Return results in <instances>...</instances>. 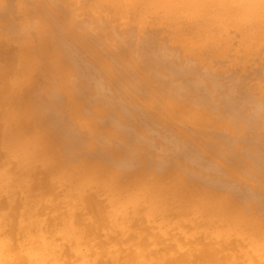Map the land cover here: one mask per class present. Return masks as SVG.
<instances>
[{"label": "bare ground", "instance_id": "obj_1", "mask_svg": "<svg viewBox=\"0 0 264 264\" xmlns=\"http://www.w3.org/2000/svg\"><path fill=\"white\" fill-rule=\"evenodd\" d=\"M9 1L0 0L4 5L0 10V24L5 22L2 19H7L10 28L13 23L8 14L14 11L12 3L15 1H11L13 9ZM38 1L34 0V3L38 4ZM23 2L20 0V3ZM47 2L42 1L45 9L36 8L35 15L41 14L45 19L49 17V21L42 17V21H48L47 24L35 33L33 28H29L28 32L32 33L29 36L27 32H20V36H27L24 41L13 33L10 38L8 33L0 30V35L3 33L4 36H0V264H264V219L256 215L259 211L255 212L258 206H254V201L251 202L253 205L250 204L251 199L255 200V204L258 202L261 195L259 188L264 185V178L258 177L254 169L264 175V139L263 142L256 139L259 143L253 146L250 141H241L243 138L237 135L241 129L237 128L239 125L245 128H242L245 135L242 130L240 133L245 137L258 128L257 133L262 131L257 138L262 140L264 100H249L248 96L232 88L233 84L228 86L230 79L220 76L222 73L224 76L225 72L214 73L216 64L205 60L206 57L199 60L206 46H217L215 43H218L221 34L224 38L223 33L230 28L238 30L240 37L237 40L249 56L256 51V43L252 39L264 27V0H91V6L96 4L113 10H110L112 18L109 16L108 19L111 21L131 13L136 35L131 29L129 34L124 31L127 36L124 33L123 41L118 37L123 45L118 42L121 46L118 45L117 50L112 47L117 53L105 49L108 46L102 35L99 36L101 39L97 38L105 41L104 44L94 36L91 37L94 41L89 38L90 35L80 38L79 35L85 34L86 30L83 32L82 27L83 33H78L80 29L74 32L82 23L75 25L79 19L75 20L72 12L70 16L74 27L70 29L71 25L67 26L66 30L68 22L63 19L67 16L63 17L58 12V9L62 12V4H66L62 1V6L56 3L52 9L57 10L52 13L54 11L49 8L56 1L50 0L49 6ZM65 10V14L68 13V9ZM51 13H59L56 16H60L53 17L51 22L58 18L60 21L63 17L65 25L62 29L57 28L62 21H55L59 24L57 27L54 22L49 24ZM105 18L101 22L104 21L102 24L108 27L110 24H106ZM93 19L96 20L95 16ZM97 23L95 25L98 26ZM147 24H163L165 28L170 27L168 31L171 30L167 35L153 33L158 40L151 34L157 26L151 27V30ZM103 25L99 24V27H104L101 34H108L106 30L111 31L112 27L105 29ZM57 29L63 31L56 32ZM94 31L96 33L97 30H93V35ZM162 31L166 33L163 28ZM5 35L10 39L14 35L20 42L14 43V46L8 44L12 40L6 39ZM162 36L165 38L160 39ZM107 39L111 43L116 41L114 37ZM259 40L264 41L262 38ZM95 42H99L101 45H97L101 47ZM119 49L128 51L129 56H125L129 59L120 57L122 52ZM178 51L181 55L193 54L194 58L179 56ZM116 54L120 60H126V63L131 60L132 64L128 62L124 65L127 67H117ZM253 54L257 57L260 53ZM244 56L246 58L247 55ZM196 57L201 63L204 60L214 65L210 70L213 73L203 67L198 69L192 62ZM37 58L40 60L37 61ZM247 59V63L252 61ZM222 67L217 70L221 71L226 66ZM243 67L246 69L242 66L238 70ZM254 67L250 69L255 70ZM256 71L261 74V69ZM132 80H137L138 85L142 83L140 88L143 90L136 89L137 84L131 83ZM127 82L129 88L131 85L135 87L129 90L130 94L138 89V92L143 91L140 93L144 97H141L142 100L138 99L140 96L135 98L141 102L145 100L143 106L136 104L132 98L138 94L127 98L122 90L127 88L122 83ZM150 82H153L154 89L160 84L165 95L158 86L156 90L159 89L160 94L151 89ZM148 87L155 92L152 91L154 94L151 95L155 96L154 99L157 96L156 100L147 94L151 92ZM120 93L126 96L123 97V94L121 99L118 96ZM261 94L264 92L257 96H263ZM145 95L153 101L160 99L163 103L158 101L160 110H156L158 105L153 107L156 103L152 100L155 104L149 106ZM218 112L226 117L220 114L222 118L218 115L217 119ZM235 120L241 124L236 125ZM182 122L191 126V130ZM39 124L46 127L45 130L38 128L43 133H37L35 127ZM212 124L215 125L212 127ZM208 125L212 130L216 126L230 131L236 125V131L232 130L236 133H232L237 136L232 139L239 138L234 141H241L242 146L244 142V148L237 143L243 150L250 148L249 143L252 145L250 159L247 152H241L248 155L245 159V155L241 154L242 161L240 153L235 156L232 150V157L226 153L232 170L225 160L226 156H222L225 154L223 149L229 147L227 140L233 134L230 132L227 138L229 131L225 130L223 136L224 129L216 128L217 131L222 130L219 134L226 138L217 140L218 133L211 131L212 135L215 133L208 137H214L212 143V137V142L210 139L207 141L206 131H203ZM89 130L92 131L90 135ZM24 132L30 135L26 133L29 136L26 141ZM261 134L262 137L259 136ZM250 136L248 140L253 135ZM85 138L93 144L83 140ZM82 140L86 148H90L89 144L93 146L91 153L85 158L78 154L81 160H74L76 158L71 156L75 154L70 152L75 151ZM63 150L70 155L62 157ZM233 157L240 162L238 165H243L239 166L242 170L248 169L245 168L247 161L249 168L256 163L253 169L261 187L250 183V180L255 181V173L251 172L254 176L250 173L253 169H248L249 175L245 177L241 174L243 171H239L244 180L251 174L253 179L249 177V183L242 179V184L236 179L239 178L236 175L239 168L235 166V160L232 159L235 164L230 162ZM64 158H68L69 162ZM242 162H246L245 165ZM244 196L248 200L246 204H250L248 207L243 203ZM172 229L178 231L172 233ZM174 233L181 236L177 237Z\"/></svg>", "mask_w": 264, "mask_h": 264}, {"label": "rangeland", "instance_id": "obj_2", "mask_svg": "<svg viewBox=\"0 0 264 264\" xmlns=\"http://www.w3.org/2000/svg\"><path fill=\"white\" fill-rule=\"evenodd\" d=\"M6 1H7V0H6ZM11 1H12V0H11ZM11 1L8 2V3H10L9 6L12 8L13 6H11V5H12V4L15 5V6H14L15 9H13V8H12V9H13L14 11H16V12L12 11V13H9V14H8V17L10 18V21L13 23V26H15V27L12 26V27L9 28V26H11V25H9V23H8L9 20H7V19H6V20H5V19H4V20H3V19L1 20V21H5V22H3V24L5 23V26H3L2 23L0 24V30H1V32L3 31V33L5 32V34L8 33L9 37H10V35L12 36V33H13L15 36L18 35V36L20 37V40L22 39L21 41H24V38L27 37V36H26L27 34H28V36H29L30 34H32V33H29L30 30H31V29H29V28H33L34 31L32 30V32L35 33V31H37V29L40 30V28H41V29L44 28V27H43V24H47V22L49 21V17H47L48 19H45V18H44L45 16L43 17V15H41V14H40V16H36V15H35V14L37 13V12H36V10H37L36 8H38V10H39L40 7H42V8L45 9V7H44L45 4H43V6H42V1H45V3H46L48 0H47V1H46V0H40V1L37 0V1H38V4H37V2H35V3L38 5V7H37L36 4L34 3V0H21V2L24 1L23 3H20V0H18L19 3H18L17 0H13V1H15V2L12 1L13 3H12ZM49 1H50V0H49ZM49 1H48V2H49ZM54 1H56V2H54ZM61 1H62V3H65L66 6H65L64 4H62ZM61 1H59V0H53L54 4H53V2H51V3L53 4V6H50L51 9L49 8V10L54 11V10L52 9V8L55 7L54 5H56V3H57V5H58V3H59V4L61 3V4L64 6V7H63V10H62L63 13L61 12V10L59 11V9H58V12H60V14H62L63 17H65V16H67V17H65V18L63 19V17L61 16V19H60V21H59L58 19L60 18V16H56L57 13H56L55 15H52V13H55V11L57 10V9H56L54 12L51 13L52 17L50 18V23H49V24H51L52 22H54V24H55V23L57 24V22H60V23L63 22V23H64V21H67L69 25H68V24L65 25V23H64V24L62 23L61 26H60L59 24H57L56 27L59 25L60 27L58 26L57 28L62 29V26L65 25V26H66V27H65L66 30H68L67 28H69V27H67V26H70V25L72 26L73 23H74V20H73V19L71 20V16L73 15L75 20H76V19H77V20L79 19V21H80V22H79V21H78V22L75 21V22H76L75 25L77 26L78 23H79V24L82 23V25H83V26H82V25L80 24L81 26L78 27L76 30H75V28H74V30H75L74 32H76L78 29H80V31H79L78 33L81 34V33H83V32L86 30V31H85V34H86V35L83 33L84 35H83V34H82V35H79V36H81L80 38H83L84 36L86 37L87 35H88V36L90 35L89 38L92 39V41H94V39H98V40L100 41L101 37H99V36L102 35V39H103V36H104V40H105V38H106L105 41H106V42H107V41L109 42V39H107V38H110V39H111V38L114 37V41H115V40H116V41H115L114 43L109 42V43H111V44H109L108 42H107L108 44H106V42L103 41V40L100 41L101 43L105 42V45L108 46V48H107V47L105 48V49H107V50H108V49H111L112 51L117 50V49L119 48L118 45L122 44L119 40H121V39L123 38V36H125L126 33L129 34L130 32H128V31H130V29H131L132 31H135V29H136V28H134V26H135V25H134V22H132V20H131V18H132L131 13H129V15L126 14L127 16H126V15H124V16L122 15L121 17L118 18V20H116V19L113 20V19H112V21H111V20H108V19L112 18L111 15H112L113 12H111V11H113V10L110 9V10H111V11H110V10H108V8H105V6H102V5H100V6H102V7H98L99 5H96V4H94V6H93V5L91 6V5H90L91 0H61ZM39 2H41V3H40L41 6H39ZM48 2H47V3H48ZM11 3H12V4H11ZM17 3H18V4H17ZM43 3H44V2H43ZM19 4H21V5H20V8H21V9H20V8H17V7H18L17 5H19ZM22 4H23L24 6H23ZM52 4H51V5H52ZM61 4H60V5H61ZM49 5H50V2L48 3V6H49ZM62 5H61V6H62ZM89 5H90V6H89ZM95 5H96V8H95ZM1 6H2V9L0 8V10H3L4 5H3L2 3H0V7H1ZM21 6H22V7H21ZM46 6H47V4H46ZM88 6H89V7H88ZM66 7H67V8H66ZM93 7L95 8V10H94ZM103 7H104V8H103ZM24 8H25L27 11H26ZM42 8H41V9H42ZM46 8H48V7H46ZM57 8H60V6H57ZM100 8H102L103 11H102V9L100 10ZM19 9H20L21 12L19 11ZM22 9H23V10H22ZM41 9H40V12H41ZM44 9H42V10H44ZM60 9H62V8H60ZM64 9H68V10H67L68 13L65 14L66 10L64 11ZM34 10H35V13L33 12ZM38 10H37V11H38ZM49 10H47V12H48ZM99 10H100V11H99ZM4 11H5V10H4ZM24 11H25V12H24ZM44 11H45V10H44ZM69 11H70V12H69ZM27 12H28L29 15L27 14ZM40 12H39V13H40ZM50 12H51V11H50ZM71 12H72V14H71V16H70V13H71ZM83 12H84V13H83ZM98 12H100V13H98ZM0 13H2V12L0 11ZM18 13H19V14H18ZM25 13H26V14H25ZM45 13H46V11L43 12V14H45ZM17 14H18V16H17ZM20 14H21V16H20ZM58 14H59V13H58ZM58 14H57V15H58ZM90 14H91V15H90ZM9 15H10L11 17H10ZM27 15H28L29 18L27 17ZM45 15H46V14H45ZM47 15H48V13H47ZM51 15H50V16H51ZM55 16H56V17H59V18H58L57 20H55V19H56ZM90 16H92L93 18H94V16H95V19H96L97 17H98V18H97L96 20H94V19L91 18ZM105 16H106V18H105L106 20H105V21H107L106 24H110V26L108 25L109 28L112 27V30H111V31H110L109 29H108L109 31L106 30V32H108V34L106 33L107 35H106L105 33H104V34H101V33H103L102 30L104 29V27H102L103 29H102L101 27H99V24H100V23H101V25L104 24V23L102 24V22H104V21L101 22V19L104 20L103 18H104ZM109 16H110V18H109ZM130 16H131V17H130ZM8 17H6V18H8ZM18 17H19V19H18ZM42 17H43L45 20H48V21H44V19H43V21H42ZM53 17H54L55 19L51 22V19H52ZM100 17H101V18H100ZM12 18H13V19H12ZM32 18H33V19H32ZM72 18H73V17H72ZM129 18H130V19H129ZM30 19H32V20H30ZM62 19H63L64 21H62ZM128 19H129V21H130L131 23L128 21ZM12 20H13V21H12ZM6 21H7L8 24L6 23ZM29 21H30V22H29ZM55 21H57V22H55ZM61 21H62V22H61ZM96 21H97L99 24H98ZM133 21H134V20H133ZM15 22H16L17 24H16ZM44 22H46V23H44ZM67 22H66V23H67ZM69 22H70V23H69ZM71 22H72V23H71ZM109 22H110V23H109ZM114 22H115V23H119V24L117 25V24H115ZM85 23H86V24H85ZM88 23H89V24H88ZM95 23H97L98 26L95 25ZM87 24H88V26H86ZM6 25H7V26L9 25V26L6 27ZM16 25H17L18 27H16ZM38 25L41 26V27H38ZM84 25H85V26H84ZM94 25H95V26H94ZM104 25H105V24H104ZM104 25H103V26H104ZM150 25H151V26H149V25L147 24V26H148L150 29H151V27L154 28V27H156V26H157V27L155 28V31L158 29L157 32H155L153 29H151V30H153V32L151 31V34H152V35H153V33L157 34L158 36L165 35V34L167 35V33H169V31L171 30V29H170V30L168 31L167 28H170V27L166 25L167 27L165 28V25H163V24H160V25H159V24H157V25H156V24H155V25H154V24H150ZM153 25H154V26H153ZM20 26L22 27V29H21ZM71 26H70V29L74 27V26H72V27H71ZM93 26H94V28H93ZM105 26H106L105 29L108 28L107 25H105ZM130 26H132V27H130ZM159 26H162V28H163L164 31L167 30V31H165L166 33H164V32L162 31V28H161V27H160V28H161V30H160ZM82 27H84V28H83L84 30H82L83 32L81 31V28H82ZM85 27H86V28H85ZM97 27H98V28H101V30H100V29H96ZM128 27H129V28H128ZM18 28L21 29V31L16 30V29H18ZM34 28H35V29H34ZM89 28H91L92 30H88ZM123 28H124V29H123ZM132 28H133V29H132ZM6 29H7V30H6ZM12 29H13L14 31H13ZM63 29H64V28H63ZM70 29H69V30H70ZM110 29H111V28H110ZM146 29H147V28H146ZM263 29H264V27L262 28V30H259V33H257L255 36H253L254 39H252V40H254L253 42L256 43V44H255L256 47H257L256 51L260 50L259 52L253 51V52H251L252 54H250V56H249V54H247V53L244 51V49L241 48L242 46H240V44H239L240 41L237 40V39H239V37H240V35H239V33H238V30H237V29H234V28H230V29H228V32L226 31L225 33H223L224 38H223V36H222V34H221V36L219 37L220 39L218 40V43H215V44H218V45H220V46L222 45V46H221V47L218 46V45H217V46H216V45H208V47L206 46V48L204 49L205 51L203 50V52H202V53H203L202 57H200V59H199V60H201L203 57H206V58H204V59H205V60H208L210 63H212V64H214V65L216 64L215 66H214V65L211 66V64L206 63V62H208V61L204 62V60H203L202 63H201V61H200V62L198 61L197 57H196L195 61H192V60H191V61H192L197 67H198V69L200 68V70H201V68L203 67L204 70H206L207 72H210V73H213V72H211L213 69H214L213 71H214L215 74H217V73L219 74V72L222 73V71L225 72L226 75L224 74V76H223V73H222V74H220V76H222V77H228L230 80H232L231 82H229L230 80L227 81L228 86H229V85L231 86V84H233L231 87H232V88L235 87L234 89H238L239 93H242V94H243L244 96H246V97L248 96V97H249V100H252L253 102H255V101H257V100H259V101H260V100H264V97H263L264 94H261V95H263V96H260V95H259V97L257 96L258 93L260 94L261 92H264V91H263V90H264V86H263V85H264V76L262 75V72H264V71H263L264 69L262 70V66L264 65V64L262 63V62H264V53H263V52H264V41L259 40V38H260V39L262 38V40L264 39V32H262ZM28 30H29V32H28ZM58 30H59V29H57L56 32H58ZM93 30H97L98 33H97V31H96V33H95V31H94V34H95V35H93ZM99 30H100L101 32H100ZM159 30H160V32H159ZM10 31H11V32H10ZM61 31H63V30H61ZM61 31L59 30V32H61ZM64 31H65V30H64ZM87 31H89V33H88ZM90 31H91V34H92V35L90 34ZM117 31H119V32H117ZM124 31H125L126 33H125ZM132 31H131V34L133 33ZM148 31H149L148 33H150V30H149V29H148ZM260 31H261V33H260ZM18 32H19V33L22 32V33H24V34H25L26 32H27V33H26V35L23 34L25 37H22V36H20L22 33L19 34ZM39 32H40V31H39ZM69 32H73V31H68V33H69ZM104 32H105V31H104ZM111 32H112V33H111ZM3 33H1L2 36H3ZM109 33H111L110 36H113L112 34H114V36H113V37H110V36L108 37ZM124 33H125V34H124ZM135 33H136V31L134 32V34H135ZM158 33H159V34H158ZM160 33H161V34H160ZM162 33H164V34H162ZM62 34H63V33H62ZM64 34H66V32H64ZM75 34H76V33H75ZM75 34H74V35H75ZM96 34H97V35H96ZM1 35H0V36H1ZM14 35H13V39H10V38H12V37L9 38L8 36L5 35V36H6V39L12 40V41H11L12 43L10 42V43H8V44L13 45L14 43L16 44L18 41L20 42V40L16 39V38L14 37ZM66 35H67V34H66ZM105 35H106V36H105ZM117 35H118V36H117ZM135 35H136V34H135ZM157 35H155V36L153 35V36H154V37H157V39H158V36H157ZM225 35H226V36H225ZM75 36L77 37V35H75ZM79 36H78V37H79ZM93 36L96 37V38H94V39L91 38V37H93ZM126 36H127V34H126ZM3 37H4V36H3ZM3 37H2V38H3ZM97 37H99L100 39L97 38ZM115 37H116V39H115ZM118 37H121V38L119 39ZM228 37H229V38H228ZM255 37H256V38H255ZM89 38H87V39H89ZM159 38H160V37H159ZM162 38H165V36H162L160 39H162ZM233 38H234V39H233ZM14 39H16L17 41L14 40ZM118 39H119V40H118ZM128 39H129V36H128ZM221 39H222V41H221ZM223 39H225V40H223ZM112 40H113V39H112ZM117 40H118V41H117ZM125 40H126V37H125ZM125 40H124V41H125ZM158 40H159V39H158ZM227 40H228V41H227ZM258 40H259V41H258ZM110 41H111V40H110ZM122 41H123V39H122ZM225 41H226V42H225ZM260 41H261V43H260ZM112 42H113V41H112ZM118 42H120V44H119ZM159 42H160V41H159ZM220 42H221V43H220ZM223 42H224V43H223ZM97 43L99 44V42H95L96 45H97ZM116 43H118V44L115 45ZM225 43H226V46H225ZM15 44H14V45H15ZM92 44H93V43H92ZM95 44H93V46H94ZM103 44H104V43H103ZM113 44H114V45H113ZM238 44H239V46H238ZM14 45H13V46H14ZM99 45H101V44H99ZM99 45H97V46H99ZM122 45H123V44H122ZM124 45H125V44H124ZM9 46H10V45H9ZM103 46H104V45H102V47H103ZM116 46H117V47H116ZM120 46H121V45H120ZM176 46H177V45H174V44H173V47L177 50L178 48H177ZM211 46H212V47H211ZM223 46H224V47H223ZM11 47H12V46H11ZM94 47H95V46H94ZM99 47H101V46H99ZM112 47H113V48L115 47L114 50L112 49ZM120 48H121V47H120ZM210 48H211V49H210ZM222 48H223V49H222ZM242 49H243V50H242ZM119 50H121V49H119ZM126 50H127V49H126ZM178 50H179V49H178ZM219 50H222V51H220V53H219ZM114 52L117 53L116 51H114ZM114 52H113V53H114ZM121 52H122V55H119L120 57H121V56H122V57L124 56L126 59H129V57H127V56H129L128 53H127L128 51L125 52V50H123V51L121 50ZM176 52H177V51H176ZM182 52H185V51H182ZM182 52H181V53H182ZM211 52H212V53H211ZM241 52L243 53V56H244V55H247V56H248V59H247V56H246V58H245V56L243 57ZM118 53H120V52H118ZM123 53H124V55H123ZM179 53H180V51H178V54H179ZM240 53H241V54H240ZM244 53H245V54H244ZM253 53H260L261 55L258 54L259 56H257V57H258V58H257V57H254L255 55H254ZM262 53H263V54H262ZM37 54H38V53H37ZM39 54H40V53H39ZM125 54H127V56H125ZM187 54H188V53H184V54L182 53V55L179 54V56H184V57L186 56L187 59H188V57L190 58V56H191V58H194V55H193V54H190V55L188 54V56H187ZM218 54H219V55H218ZM117 55H118V54H116V56H115V57H116V60H118V61H117V62H118L117 67H118V65H119L120 67H127L128 65H126V66H124V65L127 64L128 62H131L130 64H132V61H131V60L128 61V62L126 63V60H125V62H124L123 60H120V57L117 56ZM192 55H193V56H192ZM256 55H257V54H256ZM38 56H39V55H38ZM186 57H185V58H186ZM241 57H243V59H242ZM252 57H253V58H252ZM39 58H40V57H39ZM236 58H237V59H236ZM249 58H251V59H249ZM122 59H123V58H122ZM240 59H241L242 61H243V60H244V61L241 62ZM246 59L249 60V61H251V60H252V61L249 62V63H247L248 61L246 62ZM254 59L257 60V61H255ZM39 60H40V59H39ZM39 60H38V58H37V61H39ZM193 60H194V59H193ZM213 60H214V61H213ZM237 60H238V61H237ZM239 60H240V61H239ZM260 60H261V61H260ZM104 61H106V60H104ZM114 61H115V60H114ZM114 61H112V63H113ZM189 61H190V60H189ZM197 61H198V62H197ZM236 61L238 62V63H237L238 65L236 64ZM253 61L256 62V64H255ZM106 62H108V61H106ZM239 62H241V64L244 63V64H242V66H245V67H246V69H245L244 67H243V68H240V69H239L240 72H239L238 68H239V67H242V66H240L241 64H240ZM252 62H253L255 65H254ZM258 62H260V63L258 64ZM114 63H115V62H114ZM119 63H120V64H119ZM123 63H124V64H123ZM196 63H197V64L199 63V65H197ZM200 63L202 64V66H201ZM205 63H206V64H205ZM231 63H232V64H231ZM246 63H247V64H246ZM261 63H262V64H261ZM121 64H122V65H121ZM128 64H129V63H128ZM203 64H205V65H203ZM218 64H219V65H223V67H224V66H226V67L223 68L222 66H219ZM248 64H249V65H248ZM250 64H251V65H250ZM252 64H253L254 66H256V67H254ZM206 65H207V66H206ZM208 65L210 66V67H209L210 69L207 68ZM247 65L249 66V69H248ZM259 65H261V67H260ZM204 66L206 67V69H205ZM213 66H214L215 68H213ZM257 66H259L260 68H258ZM129 67H131V66L129 65ZM220 67L223 68V69H221V71H219V70H220ZM234 67H235V69H234ZM251 67H252V69H253V67H254L255 70L250 69ZM203 68H202V69H203ZM212 68H213V69H212ZM228 68H229L230 70H229ZM236 68H237V70H236ZM257 68H258V69H257ZM263 68H264V66H263ZM211 69H212V70H211ZM217 69H219V70H217ZM224 69H225L226 71H224ZM231 69H232V70H231ZM242 69H243V73L246 71L244 74L241 72ZM260 69H261V74H260V73H257V71H256V70H259V71H260ZM210 70H211V71H210ZM235 70H236V71H235ZM249 70H252V71H249ZM234 72H235V73H234ZM255 72H256V73H255ZM251 73H252V74H251ZM241 74H243L242 77L239 76V75H241ZM247 74H248V75H247ZM249 74H250V75H249ZM257 74H258V75H257ZM13 75H14V74L12 73V76H13ZM237 76H238V77H237ZM261 76H262V77H261ZM243 77H244V78H243ZM10 78H11V76H10ZM235 78H236L237 80H235ZM247 79H248L249 81H248ZM224 80H227V78H224ZM233 80H235L236 83H234L235 81H233ZM245 80H247V81H245ZM133 81H135V80H132L131 83H133V84H137L136 89H137L138 87L140 88L141 86L143 87L142 83H141V85H138V83L136 82L137 80L135 81V83H134ZM225 82H226V81H224V84H226ZM232 82H233V83H232ZM237 82H238L239 85H237ZM150 83H151L150 88H151V89H154L153 84H152L153 82H150ZM229 83H231V84H229ZM245 83H246L247 85H246ZM248 83H249V84H248ZM251 83H252V84H251ZM259 83H260V84H259ZM262 83H263V85H262ZM122 84H123V87H127V88L130 87V85L128 84V82L125 83V84H124V83H122ZM125 85H126V86H125ZM144 85H145V86H148V85H149V82H148V85H147V84H144ZM154 85H156V84L154 83ZM240 85H241V86H240ZM248 85H250V86L248 87ZM251 85H254V87H252ZM156 86H158V88L160 89V87H159L160 84H157ZM156 86H155V89H154V90H156V88H157ZM226 86H227V85H226ZM239 86H240V87H239ZM260 86H261V88H260ZM123 87H122V88H123ZM132 87H134V86L131 85V88H132ZM231 87H230V89H231ZM237 87H239V88H237ZM258 87H259L260 90H262V91H260ZM127 88L122 89L123 92H125L126 95H128V96L130 95L129 97L127 96V98L130 99L131 94H133V95L138 94V95H135V97L132 96V98H133V100L136 101V104H138V105H140V106H143V102L145 103V100L141 102L140 100H136V99H135V98H138V97L140 96L138 99H141V100H142L141 97H143V96H141L142 94L140 95V93H142L143 91H141V92H138V91L143 90V88H140V90L138 89V90H137L138 93H137V92H132V91H131V94H130V92H129V90H130L131 88H129V89H127ZM144 88H145V87H144ZM148 88H149V87H148ZM150 88H149V89H150ZM161 88L163 89V87H161ZM241 88H242V89H241ZM134 89H135V87H134ZM134 89H133V90H134ZM145 89H146V88H145ZM145 89H144V91H145ZM151 89H150V90H151ZM159 89H157L158 91L156 90V92H157L158 94H160V93H159ZM162 89H160V91H161ZM251 89H252V90H251ZM257 89H258L259 91H258ZM126 90H128V91H126ZM131 90H132V89H131ZM254 90H255V91H254ZM152 91H153V90H151V92H152ZM162 91H163V90H162ZM162 91H161V93H162ZM250 91H251V92L254 91V93L252 92L253 95H252V93H251ZM257 91H258V92H257ZM127 92H129V93H127ZM146 92H147V91H146ZM146 92H145V94H146ZM151 92H150V93L148 92L147 94H150V95L152 94V95H153V94L155 93L154 91H153L154 93H153V92L151 93ZM250 93H251V94H250ZM123 94H124V93H120V94L118 95L119 98H121V97L123 96ZM125 94H124L123 97L126 96ZM143 94H144V93H143ZM163 94L165 95L164 91H163ZM152 95H151V97H152ZM155 95H156V94H155ZM164 95L162 96L163 98H164ZM118 96H117V97H118ZM120 96H121V97H120ZM137 96H138V97H137ZM148 96H149V95H148ZM158 96H159V95H158ZM123 97H122V98H123ZM146 97H147V96L145 95V98H146ZM151 97H150V96L148 97L150 100H148V98H146V101L149 102L148 105L152 107V103L155 102L156 105H153V107L158 105L159 109L156 108V110H160V107H161V106H160L159 104L162 103V102L159 101L160 99L157 100V101H153V100H156V99H157V96H156V99H154L155 96H153V97H152L153 100H152ZM160 97H161V96H160ZM162 97H161V100H162ZM122 98H121V99H122ZM143 98H144V97H143ZM158 98H159V97H158ZM182 98H183V97H182ZM121 99H120V100H121ZM170 99H171V101H172V97H170ZM151 100H152L153 102H152ZM173 100H174V99H173ZM118 101H119V99H118ZM158 101H159L160 103H159ZM169 101H170V100H169ZM186 101H187V100H185V102H186ZM189 101H190V100H189ZM189 101H187V102H189ZM252 101H251V102H252ZM137 102H138V103H137ZM150 102H151V103H150ZM157 102H158V104H157ZM191 102H192V101H191ZM191 102H189V103H191ZM139 103H142V105L139 104ZM155 103H153V104H155ZM192 103H194V102H192ZM197 104H199V103H197ZM251 104H253V103H251ZM145 105H147V104H145ZM162 105H163V103H162ZM199 106L202 107L201 104H200ZM199 106H198V107H199ZM201 107H199V108H201ZM202 108H203V107H202ZM243 109L246 110L245 108H243ZM212 112H213V111H212ZM156 113H157V112H156ZM156 113H154V114H156ZM158 113H160V112H158ZM158 113H157V114H158ZM157 114H156V115H157ZM220 114H221V113L218 112V114H217V119H219ZM156 115H155V116H156ZM218 115H219V116H218ZM221 116H222V114H221ZM221 116H220V117H221ZM156 117H157V116H156ZM222 117H226V116H222ZM222 117H221V118H222ZM241 119H242V118H240L239 120H241ZM243 119H244V118H243ZM239 120H235V123L237 122L236 125H237V124H241V123H238ZM184 121H185V120H184ZM218 121H219V120H218ZM220 121H222V120H220ZM241 122H243V120H242ZM182 123H183V122H182ZM185 123H186V122H185ZM187 123H188V121H187ZM187 123H186V124H187ZM183 124H184V123H183ZM186 124H184V126H185L186 128H187V127H188V128L191 127V126H189L188 124H187V125H186ZM189 124H190V123H189ZM214 125H215V124H212V127H213ZM216 125H217V124H216ZM236 125H234V128L237 127ZM263 125H264V124H263ZM218 126H219V125H218ZM260 126L263 127L262 124H261ZM260 126H258V127H260ZM40 127H41V128H40ZM42 127H43V125L39 124V125H36L35 128H36V130H37L38 128H40V129H43V128H44V127H43V128H42ZM207 127L209 128V130H208L209 133L207 132V129H208ZM207 127H206V130H203V131H206L205 134H207V137H205V139H206L207 141H209V139H210L212 136L215 135V133H213V135H212V132H214V130H216V132L218 133V134L216 133L217 135H216V137H215V138H217V140H218V139L222 138V137L225 135V133H226L225 130H226V131H229L228 133H226V136H227L230 132L232 133V132H233L232 130L234 129V128L232 127V130L230 131V130H228V129L218 127L219 129H222V130L224 129V131H223V133H222L223 136H221L222 134L220 135L219 133H220V131L222 132V130L217 131L218 128H217L216 126L214 127V130H212V129L210 128V125H208ZM240 127H241V129H240ZM261 127H260V128H261ZM188 128H187V129H188ZM216 128H217V129H216ZM237 128L240 129V132L237 133V135H239L238 137L243 138V140L240 139L241 141H244V142H245V141L247 140V143H248V141H250V143H251L253 146H254V144H256V143H259L258 141H262V142H263L264 137H262V136L264 135V134H263L264 131L262 132L263 135H262V134L259 135V136L262 137V138H261L262 140H259L257 137H258V134H259L262 130H261L259 133H257L256 131H257L258 128H256V131H255V128H254V131H252V133H253V132H256V133H253V134H252L251 132H249V133L251 134V136H252V135L255 136V134H256V136H255L256 138H254L253 136H252V138H251V136H250L251 140H248L247 138H249L248 136H249L250 134H249L248 136L246 135V137L244 136V135H245V134H244L245 131L242 130L243 126H242V125H239ZM237 128H235V129H237ZM45 129H46V127L44 128V130H45ZM210 129H211V130H210ZM219 129H218V130H219ZM235 129H234V130H235ZM239 129H238V130H239ZM243 129H245V128H243ZM262 129H263V128H262ZM36 130H35V131H36ZM44 130H43V131H44ZM190 130H191V128H190ZM238 130H237V132H238ZM241 130L243 131V134H244V135H242L243 137L240 136V133L242 132ZM248 130H249V129H248ZM39 131H40V132H39ZM41 131H42V130H39V129H38L37 133H43V132H41ZM211 131H212V132H211ZM235 131H236V130H235ZM235 131H234V132H235ZM210 132H211V133H210ZM224 132H225V133H224ZM234 132H233V133H234ZM24 133H25V132H24ZM26 133H28V132H26ZM26 133H25V136L23 137V138L25 139L24 141L28 140V139H29V136H30L29 133H28L29 136H27ZM231 133H230V134H231ZM233 133H232V134H233ZM235 133H236V132H235ZM90 134H92V131H91V130H89V135H90ZM201 134H202V133H201ZM210 134H211L212 136H211L210 138H208ZM230 134L228 135L229 137H230ZM241 134H242V133H241ZM87 135H88V133H87ZM202 135H204V134H202ZM218 135H220V136L218 137ZM234 135H235V134H233L232 137H230V138L232 139ZM237 135H235V136H237ZM228 136H227V138H228ZM235 136H234V138H235ZM27 137H28V138H27ZM23 138H22V139H23ZM202 138H203V136H202ZM213 138H214V137H212V139H213ZM224 138H226V137H223V139H224ZM244 138H245V140H244ZM231 139H230V140H229V138H228V140L226 139L227 141H229L228 143H227V141H226L227 146H229V147H226V144H224V146L226 147L225 149H223V150L225 151V154H226V153H227V154L229 153L228 155L231 156V153H232V154L235 153L234 155L237 156V155L240 153V154H239V156H240L243 152H245V153L247 152V154L249 153V159H250V157H251V151H252V150L250 151L249 149H250V148L252 149V147H251L252 145L250 146V143H249V146H248V147H250V148H249V149H246V147H245V150H243V148H244L243 146H246V145H245L246 142H245V143L243 142V146H242L241 141L239 142L240 144H239L238 142H235V141H238L239 138H237V140H235L236 138H235V139H232L233 141L235 140L234 142L232 141L233 144L230 143V142H231ZM256 139H257L258 141H256ZM83 140L87 141L88 139L86 140V138H85V139H83ZM83 140H82V142H81V145L76 146V149H74L75 151H71V152H70L71 155H72V154H73V155L75 154V156H71V157L76 158V159H74V160H77V159H78V160H81V159H79L80 156H79V158L77 157L78 154H79V155H82V156H83L82 158H85V155L87 156L89 153H91L90 148L92 149L93 146L91 147L90 144H93V143L91 142V140H89V142L87 141L88 143H90V144H89L90 148H86L87 146L84 145L85 142H84ZM210 140H211V139H210ZM215 141H216V140H215ZM255 141H256V142H255ZM56 142H58L57 139H56ZM211 142H212V140H211ZM252 142H254V143H252ZM88 143H87V145H88ZM212 143H214V139H213V142H212ZM237 143H238V145H241L243 148H242L241 146H238ZM260 143H261V142H260ZM58 144H59V143H58ZM85 144H86V143H85ZM229 144H231V145H229ZM77 147H78V148H77ZM79 147H81V148H79ZM238 147H241L242 149L240 148V149H241V150H240ZM248 147H247V148H248ZM84 148H85V149H84ZM234 148H235L236 152H235ZM237 148H238V149H237ZM253 148H254V147H253ZM71 150H72V149H71ZM77 150H78V151H77ZM223 150H222V152H223ZM226 150H228V151H226ZM232 150L234 151V153H233ZM237 150H238V152H237ZM242 150H243V151H242ZM248 150H249L250 152H248ZM85 151L88 152V153H85ZM239 151H240V152H239ZM241 152H242V153H241ZM76 153H77V155H76ZM84 153H85V154H84ZM236 153H237V155H236ZM245 153L242 154L241 156L245 155V156H243V158L245 157V159H246V158L248 157V155L245 154ZM62 154H63L62 157H64V155H67V154H68V151L63 150ZM70 154H68V155H70ZM220 154H221V152H220ZM225 154H224L222 157H225V156H226V157H225V160L227 161V160H229V159H227V158H228V157H227V154H226V155H225ZM221 155H222V154H221ZM234 155H233V156H234ZM239 156H238V158H239ZM241 156H240V158H239L240 161H242V160H241ZM246 156H247V157H246ZM65 157H66V156H65ZM222 157H221V158H222ZM231 157H232V156H231ZM221 158H220V159H221ZM235 158H237V157H235ZM230 159H231L230 162H231V163H234V161H232V159L235 160L234 157H233V158H230ZM245 159H244V160H245ZM247 159H248V158H247ZM64 160H65L66 162H69L68 158H64ZM221 160H223V159H221ZM236 160H237V159H236ZM236 160H235L236 164H237V163H240L239 161H236ZM244 160H243V161H244ZM156 161H157V160H156ZM245 161H247V160H245ZM222 162H224V161H222ZM250 162H251V161H250ZM228 163H229V161H227V164H228ZM245 163H246V162H244V163L242 162L241 164H244V165H245ZM248 163H249V162L247 161V164H248ZM251 163L254 164L253 161H252ZM225 164H226V163H225ZM227 164H226V166H227ZM234 164H235V163H234ZM236 164H235V166H238L239 169H238V171H237V168H236V170H235V169H234V170L237 171V174H236V175H237V176L239 175V178H241V179H239L238 177H236V179L241 180L240 182H242V179L244 180V177H245L246 175H249V173L247 174V172H249L248 169L252 170L253 167L256 165V163H255V165L252 164V165H253V166H251L252 168H251V167L249 168L250 164H248L249 166L246 164L245 166H247V167H245V168H248V169H245V170H246V172H245V170H242V168H241V167H243V165H238V164L236 165ZM231 165H233V164H231ZM228 166L232 169V167H231L229 164H228ZM239 166H241V167H239ZM256 166H257V165H256ZM256 166H255V167H256ZM233 168H234V166H233ZM254 169H255V171H256L258 177L261 176V178H264L263 173H260L259 170H256L257 168H254ZM254 169H253V171H250V173H251V172H252V173H253V172L255 173ZM203 170H204V169H203ZM232 170H233V169H232ZM247 170H248V171H247ZM239 171H240V173L243 171L241 174H243L244 177H241V176H240L241 174H239ZM258 172H259V173H258ZM235 173H236V172H235ZM245 173H246V174H245ZM252 173H251V174H252ZM256 173H255V176H256V177L254 176V174H252V176H254L253 178L255 179V181L252 180V181H254V182H252V181L250 180V183H253V184H255L256 187H259V186H260V182L257 181V180H258V177H257ZM251 174H250V176H251ZM260 174H262V175H260ZM250 176H248L247 178L249 179ZM262 176H263V177H262ZM250 178H251V177H250ZM253 178H251V179H253ZM256 178H257V179H256ZM261 178H260V179H261ZM248 179H245V180L248 181ZM245 180H244V181H245ZM256 181L259 183L258 186L256 185V183H257ZM259 181H261V180H259ZM245 182H246V181H245ZM261 182H262V181H261ZM263 182H264V180H263ZM263 182H262V183H263ZM248 183H249V181H248ZM242 184H244V182H242ZM253 184H252V185H253ZM248 185H249V184H248ZM260 187H261V186H260ZM263 187H264V185H263L261 188H259V190H260L259 192H261V193H260L261 195H260L259 199L257 200L258 202L256 201V202H257L256 204H255V200H254V199H251V198H254V197H251V198L249 197V198L251 199V201H250V204H251V205H253L251 202L254 201V202H253V203H254V206H255V205L258 206V207H255L257 210L254 209L255 212H256V211H259V212H256V215H259L261 218L264 219V205H262V204L264 203V202H263V201H264V195H262V192H263V194H264V188H263ZM262 190H263V191H262ZM60 192H61V191H60ZM225 194H226V192H225ZM103 197H104V195H103ZM243 198H244V201H245V202H243V201H242V202L248 207L250 204H249V205L246 204V202L248 201V200L246 199L247 197L245 198V196H244ZM249 198H248V199H249ZM255 198H256V197H255ZM257 198H258V197H257ZM257 198H256V199H257ZM260 198H261V199H260ZM241 200H242V199H241ZM241 200H240V201H241ZM261 200H263V201H261ZM243 203H242V204H243ZM260 204H261V205H260ZM259 206H260V207H259ZM262 206H263V207H262ZM252 207H253V206H252ZM258 209H259V210H258ZM257 213H258V214H257ZM175 231H178V230H177V229H176V230H175V229H172V233L175 232ZM176 234H177V235H176ZM174 235H176L177 237L181 236L179 233H174Z\"/></svg>", "mask_w": 264, "mask_h": 264}]
</instances>
